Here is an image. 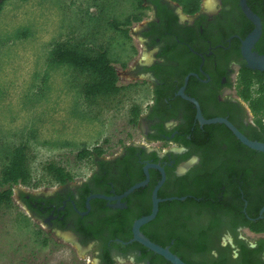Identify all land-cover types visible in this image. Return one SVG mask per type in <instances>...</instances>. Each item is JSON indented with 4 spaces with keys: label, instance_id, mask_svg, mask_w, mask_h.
<instances>
[{
    "label": "flooded vegetation",
    "instance_id": "flooded-vegetation-1",
    "mask_svg": "<svg viewBox=\"0 0 264 264\" xmlns=\"http://www.w3.org/2000/svg\"><path fill=\"white\" fill-rule=\"evenodd\" d=\"M143 1L147 17L136 34L149 58L143 55L139 62H146L129 74L150 89V102L137 116L147 144L94 154L85 178L21 194L20 201L46 235L71 236L92 250L97 264H169L129 242L132 223L150 213L161 182L155 216L139 228L149 241L185 264H264V233L250 229L264 222V211L258 218L264 154L242 145L224 123H203L222 119L246 139L263 142L237 87L246 68L243 42L255 25L240 0H209L212 6L199 0L191 14L171 0ZM244 5L259 23L249 51L264 56V0ZM116 75L120 80L117 69Z\"/></svg>",
    "mask_w": 264,
    "mask_h": 264
},
{
    "label": "rangeland",
    "instance_id": "rangeland-1",
    "mask_svg": "<svg viewBox=\"0 0 264 264\" xmlns=\"http://www.w3.org/2000/svg\"><path fill=\"white\" fill-rule=\"evenodd\" d=\"M2 1L0 170L10 152L24 146L29 179L11 188L8 204H0V264H97L87 246L46 235L20 196L55 185L45 171L47 164L61 167L71 182L85 178L91 163L90 157H76L81 150L98 148L104 156L131 143L147 144L141 136L143 123L129 122L130 108L142 114L150 102L149 86L129 74L148 56L136 34L147 13L139 12L140 21L130 24L124 37L108 22L138 14L132 0ZM56 42L80 45L86 52L105 50L123 89L85 100L81 85L86 74L49 63Z\"/></svg>",
    "mask_w": 264,
    "mask_h": 264
},
{
    "label": "trees",
    "instance_id": "trees-1",
    "mask_svg": "<svg viewBox=\"0 0 264 264\" xmlns=\"http://www.w3.org/2000/svg\"><path fill=\"white\" fill-rule=\"evenodd\" d=\"M138 14L125 18L122 22L109 21L108 26L127 37L128 27L133 22H139L143 10V0H132ZM182 7L186 14H191L198 9L199 0H171ZM3 1L0 2V7ZM49 63L53 65H68L77 72L86 74V81L81 85V94L87 101L99 97L116 95L123 87L119 86L116 69L109 60L105 50L97 48L86 52L80 45H70L67 42H56L49 52ZM238 97L246 104L253 115V122L259 129L260 135L264 134V72L250 71L243 67L238 76ZM132 125H136L139 111L136 107L129 109ZM245 148V147H244ZM100 155V149L81 150L76 154L78 158ZM259 167L264 171V156L259 155ZM45 171L54 183L64 184L71 181V176L55 164L45 165ZM29 174L26 167L24 146L14 148L8 157L7 163L0 170V204H8L11 188L16 185H26ZM264 205V201L261 203ZM260 205V206H262ZM250 225V224H248ZM250 229L255 233H264V222L251 224ZM200 238L191 245L197 247ZM264 242V241H262Z\"/></svg>",
    "mask_w": 264,
    "mask_h": 264
},
{
    "label": "water",
    "instance_id": "water-1",
    "mask_svg": "<svg viewBox=\"0 0 264 264\" xmlns=\"http://www.w3.org/2000/svg\"><path fill=\"white\" fill-rule=\"evenodd\" d=\"M240 6H241V9L244 15L255 25V29L250 33V35H248V37L243 42L242 55L246 63V68L252 71L264 72V56H257V55L251 54L249 51L253 42L256 40V38L259 35L258 19L246 8V6L244 5V0H240ZM190 101L193 102L192 100ZM203 123H206V124L224 123L227 126V128L231 131V133L234 135V137L242 145H244L245 147L253 151L264 154V139H263V142L250 141L246 139L242 134H240L237 130H235L229 123H227L226 121L222 119H210L207 121H203ZM153 167H157V166H153ZM144 183L145 181L142 183L133 185L127 191H125L120 197H124L132 190L138 187H141ZM160 183L161 182L158 183V185L154 188V191L152 193V206H151L150 213L146 216L140 217L139 219L135 220L132 223V226H131L132 237L129 240V242L134 241V242L139 243L141 246L151 251L153 254H156L160 256L161 258H163L169 264H185L177 256L172 254L166 247H160L152 243L139 232L140 226L151 221L155 216V213L157 211V199L155 198V193ZM92 197L100 198V196H92ZM171 199H176V198H168L167 200H171ZM177 199L182 200L183 198H177ZM263 211H264V206L260 208L258 218L260 217Z\"/></svg>",
    "mask_w": 264,
    "mask_h": 264
},
{
    "label": "bare ground",
    "instance_id": "bare-ground-1",
    "mask_svg": "<svg viewBox=\"0 0 264 264\" xmlns=\"http://www.w3.org/2000/svg\"><path fill=\"white\" fill-rule=\"evenodd\" d=\"M206 5H207V6H212L213 3H212L211 1L208 0V1L206 2ZM147 58H149V56L145 57V59H147ZM63 236H64L66 239H68V240H71V241H73V242H75V243L77 242L74 238H72V237L69 236V235L64 234ZM65 238H64V239H65Z\"/></svg>",
    "mask_w": 264,
    "mask_h": 264
}]
</instances>
